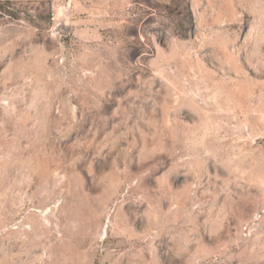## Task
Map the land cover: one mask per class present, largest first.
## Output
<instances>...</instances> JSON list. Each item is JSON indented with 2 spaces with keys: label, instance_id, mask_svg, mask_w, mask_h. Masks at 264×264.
Here are the masks:
<instances>
[{
  "label": "rangeland",
  "instance_id": "374dc122",
  "mask_svg": "<svg viewBox=\"0 0 264 264\" xmlns=\"http://www.w3.org/2000/svg\"><path fill=\"white\" fill-rule=\"evenodd\" d=\"M0 264H264V0L0 1Z\"/></svg>",
  "mask_w": 264,
  "mask_h": 264
},
{
  "label": "crops",
  "instance_id": "0c3cea01",
  "mask_svg": "<svg viewBox=\"0 0 264 264\" xmlns=\"http://www.w3.org/2000/svg\"><path fill=\"white\" fill-rule=\"evenodd\" d=\"M0 1L21 2V1H28V0H0Z\"/></svg>",
  "mask_w": 264,
  "mask_h": 264
},
{
  "label": "trees",
  "instance_id": "16d2710c",
  "mask_svg": "<svg viewBox=\"0 0 264 264\" xmlns=\"http://www.w3.org/2000/svg\"><path fill=\"white\" fill-rule=\"evenodd\" d=\"M6 2H9V1H6Z\"/></svg>",
  "mask_w": 264,
  "mask_h": 264
}]
</instances>
